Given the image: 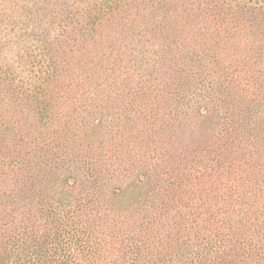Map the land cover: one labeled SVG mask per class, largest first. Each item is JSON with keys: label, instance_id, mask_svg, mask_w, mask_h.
I'll return each instance as SVG.
<instances>
[{"label": "trees", "instance_id": "1", "mask_svg": "<svg viewBox=\"0 0 264 264\" xmlns=\"http://www.w3.org/2000/svg\"><path fill=\"white\" fill-rule=\"evenodd\" d=\"M0 264H264V0H0Z\"/></svg>", "mask_w": 264, "mask_h": 264}]
</instances>
